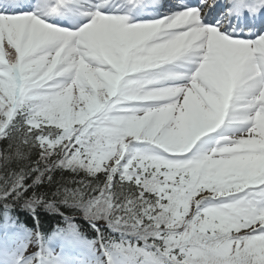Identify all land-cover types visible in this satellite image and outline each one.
<instances>
[{"label": "snow or ice", "instance_id": "snow-or-ice-1", "mask_svg": "<svg viewBox=\"0 0 264 264\" xmlns=\"http://www.w3.org/2000/svg\"><path fill=\"white\" fill-rule=\"evenodd\" d=\"M0 264H264V0H0Z\"/></svg>", "mask_w": 264, "mask_h": 264}]
</instances>
